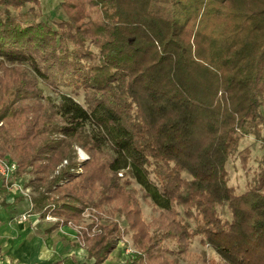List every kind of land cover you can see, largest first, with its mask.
I'll list each match as a JSON object with an SVG mask.
<instances>
[{"label":"trees","instance_id":"16d2710c","mask_svg":"<svg viewBox=\"0 0 264 264\" xmlns=\"http://www.w3.org/2000/svg\"><path fill=\"white\" fill-rule=\"evenodd\" d=\"M35 5L0 0V157L28 175L50 228L125 200L128 229L112 220L96 232L92 220L80 233L94 264L128 232L136 253L123 264H179L163 250L177 256L194 236L222 262L210 264H264V0H60L57 15ZM248 135L263 152L238 192L227 163L247 166ZM133 181L160 210L150 232Z\"/></svg>","mask_w":264,"mask_h":264},{"label":"rangeland","instance_id":"374dc122","mask_svg":"<svg viewBox=\"0 0 264 264\" xmlns=\"http://www.w3.org/2000/svg\"><path fill=\"white\" fill-rule=\"evenodd\" d=\"M59 2L60 0H39V5H35V7L37 9H41L40 11L44 14L57 15L61 13ZM41 85L44 88L46 94H51L52 96L56 97V92L53 89L47 87L43 83ZM63 89L67 93L74 95L79 101L85 102L84 93L82 91L75 92V90L70 87H64ZM244 147H249L250 149L247 166H243L241 159L238 158L236 154L232 155L227 163V168L229 171L228 182L230 185H233L238 192H244L247 189L249 181L252 177V173L250 172L251 170L249 168L255 167L257 165V158L263 152L261 143L253 135L245 136L242 139L240 148ZM75 150L79 159L82 160L88 157V154L82 147L76 145ZM1 176L2 175L0 174V206H13V218L16 217V219H19V216L25 211H29V213L36 212V209L32 207L30 199L33 191L31 187L26 184L28 175H25L22 178H16L14 176L11 181H17L21 183L23 187H29V196L25 195L21 190L10 187L9 185L7 186L5 183V185H2L3 180ZM129 187L133 190L132 193H130V195H132L133 197L132 200L137 203L143 223L147 225L150 232L155 223L154 221H156L157 219L156 217L159 215L160 210L156 208L155 205H153L149 197L145 195V192L141 189L136 181H133V183ZM12 189H15V192H12ZM20 196H22L23 198H19ZM123 202H125V200L117 203L118 209L113 212L110 210V207L99 208L96 206L95 210L86 209L82 216L83 222L82 224H80L83 227L82 230H85L86 225L92 220H94L96 223V232L100 231L103 226L107 225L112 220H116L118 222V225L122 229H128L129 219L124 210L125 208L122 207ZM175 210L179 211L177 217H179L184 223H186L190 229H193L196 226L195 217L186 214L181 206H177ZM40 218V223H38L39 226L38 228H36V231L39 233L41 232L42 227H49L55 221L52 218H47L46 216L42 215H40ZM81 226L79 227V229H81ZM58 237V231L54 230L51 233V239L49 240L52 241V243H56ZM77 239L78 238L75 237V240H73L72 243L74 242V246L76 248H79L78 245L80 246V244ZM162 241L163 244L165 242V245H174V249L178 248L175 241L171 239V237L170 239L169 237H166V239L163 238ZM133 243L134 242L133 238L131 237V233H124V235L121 236L120 240H118L117 246L110 254L109 260L106 264H123L130 255L136 253V248L134 247ZM163 253L166 258H174L179 264H210L209 261L211 260L215 262H221V260H219L220 257L212 249V247L200 241V236L192 237L185 249H182L181 252L177 251V256H175L173 252L170 253L168 250H163Z\"/></svg>","mask_w":264,"mask_h":264},{"label":"crops","instance_id":"0c3cea01","mask_svg":"<svg viewBox=\"0 0 264 264\" xmlns=\"http://www.w3.org/2000/svg\"><path fill=\"white\" fill-rule=\"evenodd\" d=\"M2 180V185H5L3 177ZM12 208L11 205L0 206V264H48L58 261L61 264H94L75 226L78 224L66 222L55 229L46 226L39 233L36 228L40 223V213L31 212L25 220L16 219L13 218ZM54 230L59 233L56 243L49 240ZM75 237L78 238L79 248L72 243Z\"/></svg>","mask_w":264,"mask_h":264},{"label":"built area","instance_id":"2783aa9c","mask_svg":"<svg viewBox=\"0 0 264 264\" xmlns=\"http://www.w3.org/2000/svg\"><path fill=\"white\" fill-rule=\"evenodd\" d=\"M17 168V164L14 160L11 158H3L0 157V174L2 175L3 179L5 180L7 186L14 187L15 189L21 190L25 195H30V188L29 187H23L21 183L17 181H11L14 178V172ZM120 174H122L120 172ZM89 210H95V208H87ZM29 216V211L23 212L19 218L22 220L27 219ZM47 218H52L54 220H57L55 216L52 215H46ZM70 224H74L72 221H69ZM79 229L81 225H75ZM82 226L81 229H79L80 233L82 232ZM87 229V228H86ZM88 230V229H87ZM96 230V223L93 225L92 231Z\"/></svg>","mask_w":264,"mask_h":264}]
</instances>
